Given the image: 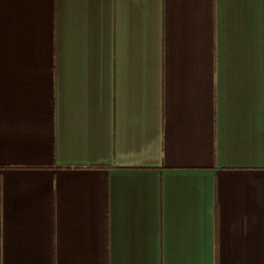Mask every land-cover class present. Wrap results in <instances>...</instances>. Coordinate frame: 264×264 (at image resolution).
I'll return each mask as SVG.
<instances>
[{
    "label": "crops",
    "instance_id": "0c3cea01",
    "mask_svg": "<svg viewBox=\"0 0 264 264\" xmlns=\"http://www.w3.org/2000/svg\"><path fill=\"white\" fill-rule=\"evenodd\" d=\"M0 264H264V0H0Z\"/></svg>",
    "mask_w": 264,
    "mask_h": 264
}]
</instances>
